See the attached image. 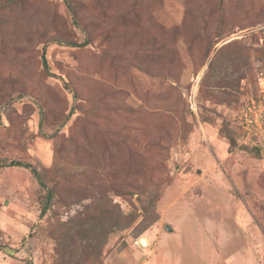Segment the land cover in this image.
Returning <instances> with one entry per match:
<instances>
[{"label":"rangeland","instance_id":"1","mask_svg":"<svg viewBox=\"0 0 264 264\" xmlns=\"http://www.w3.org/2000/svg\"><path fill=\"white\" fill-rule=\"evenodd\" d=\"M263 146L264 0H0V162L53 192L0 167V264H179L238 209L264 240ZM215 235L180 264H264Z\"/></svg>","mask_w":264,"mask_h":264},{"label":"crops","instance_id":"2","mask_svg":"<svg viewBox=\"0 0 264 264\" xmlns=\"http://www.w3.org/2000/svg\"><path fill=\"white\" fill-rule=\"evenodd\" d=\"M238 207V205H237ZM238 215L236 217V221L241 224L240 226V233L235 232V230L230 226L229 223H225L226 220H223V225L220 226L219 229H212V230H205L203 229V225L199 228L192 229L193 233H187L186 242L183 240L181 241V249L179 250V256L177 257V263L183 262V253L185 250L192 249L193 251H199V249H202L205 251V247L208 248L209 246H203L200 247L201 244H204L205 237L211 236V234L214 236L216 233L215 241L217 244H221V248H230L228 250L229 253H238L239 255H244L246 251L251 254L247 260H250L252 262L253 260L256 261L255 258H253L254 252L257 248H261V244H264V240L262 238V233L260 228L254 223L255 219L253 215L248 212V210L238 209ZM225 224V225H224ZM177 232V230L171 231L172 234ZM218 232V233H217ZM239 238L236 239V238ZM202 239V240H201ZM193 245L191 248H187V246ZM214 247V246H213ZM214 249V248H213ZM216 251V250H215ZM226 251V253L228 254ZM219 254V253H218ZM170 255V254H169ZM220 255V254H219ZM172 257V255L170 256ZM239 256H233L229 259L224 258L222 261V264H239V261L236 262V259H238ZM243 258V257H242ZM253 259V260H252ZM213 259L212 264H220V260ZM219 262V263H218ZM243 261H241L242 263ZM260 264V262H257ZM192 264H199L198 259L196 258Z\"/></svg>","mask_w":264,"mask_h":264},{"label":"trees","instance_id":"3","mask_svg":"<svg viewBox=\"0 0 264 264\" xmlns=\"http://www.w3.org/2000/svg\"><path fill=\"white\" fill-rule=\"evenodd\" d=\"M85 41L83 43H66L69 46H84L85 45ZM43 53H42V65L43 68L45 70H48V65H47V61L45 58V47H43L42 49ZM5 166H18V167H23V168H27L30 170V172L33 174V176L37 179L38 184L43 187L46 191L45 194V201L43 204V207L41 209V215L45 212V209L47 208L48 204L51 202V200L53 199V192L52 190L46 185V183L43 181L40 173L34 168L32 167L29 163H25V162H20V161H6V162H0V167H5Z\"/></svg>","mask_w":264,"mask_h":264},{"label":"water","instance_id":"4","mask_svg":"<svg viewBox=\"0 0 264 264\" xmlns=\"http://www.w3.org/2000/svg\"><path fill=\"white\" fill-rule=\"evenodd\" d=\"M166 230H167V231H171L172 228H171L170 226L166 225ZM141 243H143V242L141 241Z\"/></svg>","mask_w":264,"mask_h":264},{"label":"built area","instance_id":"5","mask_svg":"<svg viewBox=\"0 0 264 264\" xmlns=\"http://www.w3.org/2000/svg\"><path fill=\"white\" fill-rule=\"evenodd\" d=\"M244 117H246V114H244ZM248 120H249L248 122L251 123L252 119H248ZM262 149L264 150V146L262 147Z\"/></svg>","mask_w":264,"mask_h":264}]
</instances>
